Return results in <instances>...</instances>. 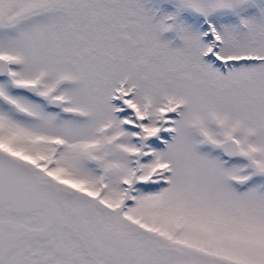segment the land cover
<instances>
[{
    "label": "snow or ice",
    "instance_id": "snow-or-ice-1",
    "mask_svg": "<svg viewBox=\"0 0 264 264\" xmlns=\"http://www.w3.org/2000/svg\"><path fill=\"white\" fill-rule=\"evenodd\" d=\"M0 264H264V0H0Z\"/></svg>",
    "mask_w": 264,
    "mask_h": 264
}]
</instances>
